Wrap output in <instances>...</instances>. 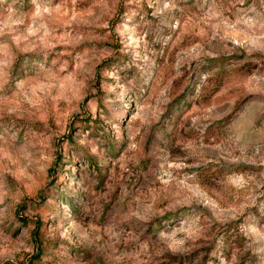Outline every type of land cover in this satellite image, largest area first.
Masks as SVG:
<instances>
[{
  "label": "rangeland",
  "instance_id": "rangeland-1",
  "mask_svg": "<svg viewBox=\"0 0 264 264\" xmlns=\"http://www.w3.org/2000/svg\"><path fill=\"white\" fill-rule=\"evenodd\" d=\"M0 264H264V0H0Z\"/></svg>",
  "mask_w": 264,
  "mask_h": 264
}]
</instances>
